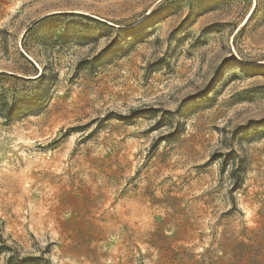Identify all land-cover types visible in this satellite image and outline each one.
<instances>
[{
    "label": "rangeland",
    "instance_id": "1",
    "mask_svg": "<svg viewBox=\"0 0 264 264\" xmlns=\"http://www.w3.org/2000/svg\"><path fill=\"white\" fill-rule=\"evenodd\" d=\"M0 73V264H264V0H0Z\"/></svg>",
    "mask_w": 264,
    "mask_h": 264
},
{
    "label": "trees",
    "instance_id": "2",
    "mask_svg": "<svg viewBox=\"0 0 264 264\" xmlns=\"http://www.w3.org/2000/svg\"><path fill=\"white\" fill-rule=\"evenodd\" d=\"M38 22V21H37ZM37 22L35 24H37ZM34 24V25H35ZM31 29V28H30ZM29 29V30H30ZM28 30V31H29ZM27 31V32H28ZM3 74L0 73V77L2 76ZM31 107V103L30 102H27V101H19L17 103H14L12 105H9L7 103V101H5L3 99V97L0 96V115H3L4 117H8V118H11L15 115L18 114V111L20 109H25V110H29V108ZM137 115V117L135 119H138V118H141V114L140 113H135Z\"/></svg>",
    "mask_w": 264,
    "mask_h": 264
}]
</instances>
